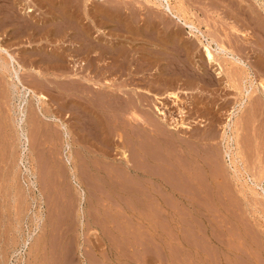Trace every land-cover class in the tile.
I'll return each mask as SVG.
<instances>
[{
    "label": "rangeland",
    "instance_id": "obj_1",
    "mask_svg": "<svg viewBox=\"0 0 264 264\" xmlns=\"http://www.w3.org/2000/svg\"><path fill=\"white\" fill-rule=\"evenodd\" d=\"M170 1L175 7L178 6L177 8L182 11L184 16L190 20L193 19L195 24L209 37H218L215 38L217 41L221 40L229 49L234 50V53L245 59L252 75L245 77V79L240 77L241 79H236L235 83H241L244 87L249 86L248 88L253 92L256 89V84H251V82H257L261 79L264 81V19H262L264 7L259 8V12H255L252 8V3L255 0H241V2H239L240 0ZM138 2L137 5L135 0H74L73 3L75 4H69V0H0V38H2V43L11 53L16 54L17 60L24 66V69L21 70L23 83L31 88L40 89L42 87V92L47 96L46 103L43 105L49 107L67 124L71 131L70 139L73 140L71 152L74 158L71 160L72 163L68 160L69 147L65 145L64 137L56 130L59 128V131H62V129L54 121L49 123L51 127L55 126L52 128L59 133L61 138L50 144L37 132H31L32 136L30 135L28 146L32 151L27 150L20 128L10 120L12 109L19 103L18 96L12 91L8 73L6 74V71L0 68V104L2 103L0 114L5 116L3 117L7 123L0 129V264H264V171H262L264 170V95L261 91H254L258 110L254 119L250 120L248 117L243 129L240 130L242 133L238 137L240 144H237L232 131L229 132L233 136V139L230 140L231 148L237 152L235 163H231L230 156L224 154L227 140L224 141L222 131L224 129L223 124L227 122V114L234 101L236 89L230 90L225 84V78H220L221 80L216 78V67H214L216 65L208 63V66L198 42H195L196 46L189 47L191 39L187 37V27L178 21L175 25V19L163 12V9L154 3H147L145 0H138ZM126 3L127 5H124ZM29 7L34 10L28 12ZM113 10L114 12H112ZM156 11L160 18H156ZM239 12L240 14H238ZM56 15H60V17ZM236 15L238 16L236 17ZM164 16L171 20L167 21ZM54 17L57 18V21L53 20ZM158 20L159 23H157ZM78 23L79 25H77ZM234 23L236 26L233 25ZM171 24L176 27L171 26ZM164 25L174 28L169 29ZM135 26L138 27L139 31ZM77 27L82 30L84 36H88L89 40L84 38V43L80 40L83 34L77 30ZM86 27L87 29H85ZM233 27L235 29L238 27L241 32L244 30L243 35L246 37L236 35V30ZM151 29L155 35H152ZM76 30L80 35L77 34ZM145 30L147 31L145 32ZM161 30L163 31L161 32ZM55 32L57 36L53 34ZM174 32L175 34L172 35ZM73 33L78 37L74 36ZM72 36L73 38H71ZM160 36L162 38H158ZM174 37L178 39L176 40ZM70 38L71 41L75 42H71ZM138 44H141V47H146L139 48ZM80 45L82 48H79ZM118 45L120 47L125 46L127 53L123 47L119 51ZM172 45L175 46V49ZM103 46L110 47L106 56L101 53ZM170 46L172 49H168L171 48ZM87 47L89 48L86 49ZM133 47L135 48L133 49ZM214 47H216L215 43ZM130 48L132 49L130 50ZM80 49L88 50V55L85 53L86 51L82 52L83 50ZM112 49L114 52L111 51ZM116 49L118 50L116 51ZM154 49L160 50L157 53V50ZM112 52L113 56L110 54ZM166 52L170 53V56ZM83 53L85 54L83 55ZM118 53L119 55L125 53L126 55L123 56L128 58H125L128 62L119 55L118 61L115 58ZM172 54L174 55L172 56ZM142 55L149 57L140 58ZM3 56L6 57L7 55L3 54ZM70 56H76L78 62L81 61L85 63V67L87 66L86 68H79L80 72L83 68V73H90L89 75L94 76L93 78L96 77L95 79L112 80L111 83L115 84L116 87L114 88L117 92L120 89L122 90L120 93H123L124 89L126 93L129 91V94L123 93L126 100L123 98L119 100L118 96L114 95L117 92L113 90L111 93L113 95L107 96L108 100L109 97H112L110 101L108 102L106 99V102H102L103 99L100 100L99 94H97L98 98L94 97L90 88L81 85V87L79 86L80 93H78L82 95L81 98H78L77 95L74 96L75 99H78V104L75 107L68 104L66 100L69 97H67L69 83L67 84V80L59 78L63 73L66 74L68 70H71L73 63L76 62ZM136 56L140 57L137 58ZM59 57L60 60H58ZM102 57L104 58L103 61ZM217 57L220 62L223 61L225 68L228 70L230 68L232 71L236 70V65L228 61L225 55L218 54ZM56 59L59 62H65L64 64L62 62L63 67ZM174 61L179 66L175 67ZM177 63L176 65H178ZM65 64L67 67L69 66L67 71L62 70L66 67ZM32 66L38 68L41 73L43 72L42 80L35 71L31 70L30 67ZM184 70L189 72L186 76ZM209 71L214 74H210ZM203 73L205 74L203 75ZM33 76L39 80H35ZM198 76L205 84L200 83ZM181 79L182 81H180ZM44 80L46 81L45 86L43 82H40ZM58 80V84L60 83L61 86L67 84V86H63V88H67L66 90L58 87L56 83ZM171 81L173 84L170 83ZM188 81L193 83H189V85ZM195 84L196 86H194ZM86 88L90 89L87 91V93L90 91V96H92L89 97L90 99L85 96L87 94L85 93ZM179 89L187 90L186 93L180 92V96L183 101L182 106L186 110L185 120L191 125V128H187L184 132L176 135H163V138L159 139L150 128L142 127L144 124L136 127L137 123L141 122L137 119V115L134 117L133 114L135 113L142 116L147 113L148 115L145 114L147 116L144 118L149 124H153L155 121L156 124H161L163 128L165 125L167 126L160 115L154 111L155 94L159 96L164 94L163 102L166 104L170 116L168 122L174 121V117L179 115L178 105L174 97L168 95V92L179 91ZM138 90L145 91L147 94L138 92ZM231 91L234 92L231 93ZM59 95H62V98L60 97L62 101L57 99ZM83 96L84 98H82ZM133 96L134 99H132ZM64 97L66 99H63ZM93 97L104 104L100 101L98 104L97 100L92 99ZM117 98L118 102L125 101L127 110L116 107ZM140 98L141 101L143 99L145 101L141 102ZM82 99L83 101H81ZM54 100L58 101L55 102ZM93 100L95 103L97 102V107L94 106ZM29 102V109H32V106L35 108L34 105L39 103L37 98L31 95ZM68 107L70 108L68 109ZM95 107L97 113L99 112L97 117L94 113ZM130 108L135 113L132 114L129 111ZM73 109H78L79 111L76 110V112L78 111L77 113H80L81 117L83 112L86 114L84 113L83 117L80 118L77 113L74 114L75 110ZM115 111L117 116L123 113L125 118L122 116V118L116 119ZM124 112L129 114L126 115ZM106 113H108L107 117ZM66 114L68 115L66 116ZM85 117L87 118L84 120ZM77 119L80 120L77 122ZM136 120H138L137 123ZM80 126L81 128L84 127L81 129ZM152 126L154 127V125ZM85 128H89L91 131H86ZM167 128L168 126L165 129ZM80 129L83 132H80ZM139 129L141 132L146 130L147 133L142 132L140 134ZM216 132L217 135L214 137L213 134ZM196 133L199 134L196 135ZM203 133H207V135L201 136ZM91 134H94L95 138H92ZM97 134L98 136H96ZM137 134L140 135L137 136ZM132 135L140 139L139 147H143L141 150L138 147L139 143H136L134 139L131 140V138H135ZM127 136L129 137L127 138ZM181 136L186 140V150H181L182 146L178 142ZM155 138L158 139L159 143ZM125 143L126 146L124 147L123 144L125 145ZM131 144L133 147L138 144L135 145V148L132 147L135 151L131 149ZM179 146L181 148L177 149ZM121 148L127 149L130 162L126 163L121 158ZM136 148L139 149L138 152ZM194 148L195 151H193ZM175 150H179L177 154L174 153ZM174 155L175 157H173ZM153 156L155 157L152 158ZM207 156L208 158H206ZM166 157L168 159L164 160ZM179 157L183 159L180 160ZM204 157L209 165L205 164L207 162L204 161ZM214 166L222 170L217 168L218 171L221 170L218 173L215 167V171L212 172ZM258 167L260 168L258 169ZM222 175H224V179ZM254 177L260 183L255 189L258 193L251 189L254 187L251 178ZM228 180L229 182H227Z\"/></svg>",
    "mask_w": 264,
    "mask_h": 264
},
{
    "label": "bare ground",
    "instance_id": "obj_2",
    "mask_svg": "<svg viewBox=\"0 0 264 264\" xmlns=\"http://www.w3.org/2000/svg\"><path fill=\"white\" fill-rule=\"evenodd\" d=\"M14 1V0H13ZM83 1V0H82ZM97 1V0H96ZM119 1V0H118ZM120 1H122V0H120ZM125 1V0H124ZM147 3L148 2H151V3H154L156 6H158V7H160V9H163V12H165L166 14H168L169 16H171V18H173V19H175V22L176 21H178L180 24H182L184 27H187V37L189 38V39H191V41H190V48L191 47H194V46H196V43L198 42L199 44H200V50H201V52H202V55H203V58L205 59V61L207 62V64L209 63L210 65L211 64H215L216 66H214V67H216L215 68V72H216V75H217V77L216 76H213V77H216L217 79L219 78V80H221L222 78L224 79L225 78V84H226V86L227 87H229V89L230 90H232V88H234V89H236V95H234V97H233V102H232V104H231V106H230V108H229V111H228V114H227V122L225 123V124H223V126H224V129H223V131H222V137H223V139H224V141L225 140H227V145H226V149L224 150V154H225V156H230V160H231V163H235V159H237V152H234L233 151V149L231 148V144H230V140L231 139H233V136H231V134H229V132L230 131H232V133L234 134V136L236 137V142H237V144H240V142L238 141V137H239V135H241L242 133L240 132V130L241 129H243V127H244V124L246 123V119H248V117H250V120H253L254 119V117H255V114H256V111L258 110V105H257V101L255 100V96H254V91H261L262 92V95H264V81L261 79L260 81H258L257 79V82L256 81H252L251 82V84H256V89L252 92V90H250L248 87L249 86H247V87H244L243 86V84H238V83H235L236 82V79H239L240 77H242V79L244 78L245 79V77H249L250 75H252V73H251V71H250V68H249V66L245 63V59H242L240 56H239V54L237 55L236 53H234V50L232 51L231 49H229L221 40V42L219 41H217L216 39L218 38H214L213 36H208L198 25H196L195 24V22L193 21V19L192 20H190L189 18H187L186 16H184L183 15V13H182V11L179 9V8H177V7H175V5H173V3H171V1L170 0H145ZM225 1V0H224ZM250 1V0H249ZM45 2V1H44ZM74 2V0H69V4L70 3H73ZM80 2V1H79ZM115 2V1H114ZM135 2L137 3L138 2V0H135ZM173 2V1H172ZM179 2V1H178ZM239 2H241V0L239 1ZM247 2V1H246ZM92 3V2H91ZM139 3V2H138ZM138 3H137V5H138ZM73 4H75V3H73ZM237 4H238V2H237ZM236 4V5H237ZM251 4V3H250ZM12 5V4H11ZM14 5V4H13ZM124 5H127V3L126 4H124ZM75 6V5H74ZM109 6H110V4H109ZM108 6V7H109ZM128 6H130L129 4H128ZM128 6H125V7H127L128 8ZM141 6V5H140ZM145 6V5H144ZM152 6V5H151ZM251 6V5H250ZM28 7V6H27ZM71 7V6H70ZM87 7V6H86ZM99 7V6H98ZM125 7H123V8H125ZM131 7V6H130ZM134 7H136V6H134ZM147 7V6H146ZM247 7V6H246ZM262 7H264V1H260V0H255V2L254 3H252V8H253V10L255 11V12H259L258 11V9L259 8H262ZM73 8V7H72ZM75 8V7H74ZM89 8V7H88ZM111 8V7H110ZM139 8V7H138ZM55 9V8H54ZM108 10L107 11H109V8H107ZM126 9V8H125ZM237 9V8H236ZM34 9L33 8H31V7H29L28 8V12H32ZM75 10V9H74ZM73 10V11H74ZM85 10V9H84ZM88 10V9H87ZM99 10H103V9H99ZM112 10V9H111ZM138 10H140V9H138ZM137 10V11H138ZM142 10V9H141ZM233 10H234V8H233ZM261 10V9H260ZM57 11V10H56ZM76 11V10H75ZM144 11V10H143ZM151 11V10H150ZM235 11V10H234ZM240 11V10H239ZM112 12H114V10L112 11ZM134 12V11H133ZM140 12V11H139ZM237 12V11H236ZM76 13V12H75ZM85 13V12H84ZM95 13V12H94ZM137 13V12H136ZM156 13V15H157V11L155 12ZM165 13H164V15H165ZM261 13V12H260ZM264 13V12H263ZM102 14V13H101ZM107 14H111V13H107ZM148 14V13H147ZM238 14H240V12L238 13ZM241 14H242V12H241ZM1 15V14H0ZM76 15H77V13H76ZM91 15V14H90ZM108 15V16H109ZM136 15V14H135ZM155 15V14H154ZM159 15V14H158ZM156 16V18H160V16ZM57 16V15H56ZM121 16V15H120ZM140 16V15H139ZM142 16V15H141ZM190 16V15H189ZM238 15H236V17H237ZM261 16V15H260ZM5 17V16H4ZM57 17H60V15L59 16H57ZM105 17V16H104ZM107 17V16H106ZM258 17V16H257ZM34 18V17H33ZM64 18V17H63ZM76 18H77V16H76ZM138 18V17H137ZM142 18V17H141ZM162 18V17H161ZM164 18H166L167 19V21H169V20H171V19H169L168 20V17H166V16H164ZM163 18V19H164ZM246 18V17H245ZM248 18V17H247ZM56 20L57 18L56 17H54L53 18V20ZM60 19V18H59ZM78 19H80V17H78ZM105 19H108V18H105ZM150 19V18H149ZM165 19V20H166ZM235 19V18H234ZM262 19H264V17L262 18ZM1 20V19H0ZM12 20V19H11ZM54 20V21H55ZM62 20V19H61ZM73 20V19H72ZM92 20H93V18H92ZM57 21V20H56ZM63 21V20H62ZM83 21V20H82ZM90 21V20H89ZM164 21V20H163ZM67 22V21H66ZM77 22V21H76ZM130 22V21H129ZM161 22V21H160ZM235 22V21H234ZM39 23V22H38ZM61 23V22H60ZM73 23V22H72ZM75 23V22H74ZM88 23V22H87ZM157 23H159V20H158V22ZM162 23H164V22H162ZM172 23H174V22H172ZM229 23V22H228ZM1 24V23H0ZM120 24V23H119ZM121 24H123V23H121ZM169 25H170V23H168ZM175 24V23H174ZM230 24H231V22H230ZM260 24V23H259ZM48 25V24H47ZM69 25H71V24H69ZM75 25H76V23H75ZM77 25H79V23L77 24ZM102 25V24H101ZM155 25V24H154ZM175 25H177V22H176V24ZM175 25H173V24H171V26H174V27H176ZM234 26H236L235 25V23L233 24ZM46 26V25H45ZM66 26V25H65ZM81 26H82V24H81ZM81 26H80V28H81ZM85 26V25H84ZM83 26V27H84ZM87 26V25H86ZM141 26V25H140ZM165 26V25H164ZM163 26V27H164ZM28 27V26H27ZM34 27H36V26H34ZM71 28H72V26H70ZM69 27V28H70ZM76 27V26H75ZM94 27V26H93ZM136 27V26H135ZM159 27H161V26H159ZM158 27V28H159ZM166 27V26H165ZM169 27V26H168ZM168 27H166V28H168ZM174 27H169V29H171V28H174ZM181 27V26H180ZM40 28V27H39ZM67 28V27H66ZM78 29L77 30H80V32L82 31L81 29H79V27H77ZM97 28V27H96ZM95 28V29H96ZM134 28V27H133ZM137 28V30H138V27H136ZM165 28V29H166ZM179 28V27H178ZM234 28V27H233ZM41 29V28H40ZM75 29V28H74ZM85 29H87V27L85 28ZM85 29H83V30H85ZM121 29V28H120ZM124 29V28H123ZM145 29V28H144ZM235 29V28H234ZM76 30V31H77ZM89 30V29H88ZM136 30V29H135ZM158 30V29H157ZM179 30V29H178ZM236 31V35H238V36H244L243 35V33L245 32L244 30H243V32H241V31H239V29H238V27H237V29H235ZM13 31V30H12ZM67 31V30H66ZM69 31V30H68ZM71 31V30H70ZM91 31V30H90ZM89 31V32H90ZM99 31V30H98ZM97 31V32H98ZM139 31V30H138ZM140 31H141V29H140ZM147 30H145V32H146ZM163 30H161V32H162ZM170 31V30H169ZM174 31V30H173ZM175 31H176V29H175ZM234 31V30H233ZM52 32V31H51ZM58 32V31H57ZM88 31L86 30V33H87ZM111 32V31H110ZM157 32H160V31H157ZM241 34H240V33ZM60 33H62V32H60ZM63 33H64V31H63ZM62 33V34H63ZM67 33V32H66ZM79 32L77 31V34H78ZM92 33V32H91ZM105 33V32H104ZM121 33V32H120ZM131 33V32H130ZM134 33V32H133ZM135 33H137V32H135ZM141 33V32H140ZM143 33V32H142ZM151 33H152V35L154 34L153 33V30L151 29ZM150 33V34H151ZM156 33V32H155ZM164 33V32H163ZM166 33H167V31H166ZM183 33V32H182ZM16 34H18V33H16ZM53 34H56V36H57V33L55 32V33H53ZM61 34V35H62ZM74 34V33H73ZM81 34H83L82 32H81ZM94 34V33H93ZM113 34V33H112ZM146 34V33H145ZM149 34V33H148ZM159 34V33H158ZM161 34V33H160ZM165 34V33H164ZM169 34H171V33H169ZM173 34H175V32L174 33H172V35ZM233 34H234V32H233ZM232 34V35H233ZM65 35V33L63 34V36ZM78 35H80V33L78 34ZM85 34H83V36H84ZM129 35V34H128ZM155 35V34H154ZM167 35V34H166ZM179 35V34H178ZM177 35V36H178ZM181 35V34H180ZM235 35V36H236ZM54 36V35H53ZM62 36V37H63ZM68 36V35H67ZM74 36H77L76 34H74ZM82 35H81V41H83V40H85L84 38H87L86 36H84L83 37ZM94 36V35H93ZM92 36V37H93ZM99 36H100V34H99ZM118 36H120V35H118ZM132 36V35H131ZM133 36H135L134 34H133ZM139 36V35H138ZM142 36V35H141ZM146 36V35H145ZM151 36V35H150ZM183 36V35H182ZM248 36V35H247ZM78 37V36H77ZM83 37V38H82ZM96 37V36H95ZM98 37V36H97ZM109 37V36H108ZM128 37V36H127ZM137 37V36H136ZM143 37V36H142ZM141 37V38H142ZM149 37V36H148ZM155 37V36H154ZM153 37V38H154ZM185 37V36H184ZM186 37V38H187ZM244 37H246V36H244ZM68 38H69V36H68ZM71 38H73V36L71 37ZM71 38H70V41H71ZM76 38V37H75ZM146 38H147V36H146ZM158 38H162V36H160V37H158ZM175 38V37H174ZM183 37H181V39H182ZM229 38H231V37H229ZM241 38H243V37H241ZM56 39V38H55ZM64 39V38H63ZM77 39V38H76ZM75 39V40H76ZM88 40H89V38H87ZM92 39V38H91ZM117 39V38H116ZM144 39V38H143ZM148 39V38H147ZM146 39V40H147ZM151 39V38H150ZM164 39V38H163ZM171 39V38H170ZM176 40L178 39V38H175ZM224 39V38H223ZM238 39V38H237ZM240 39V38H239ZM28 40V39H27ZM79 40V41H80ZM87 40V41H88ZM133 40V39H132ZM162 40V39H161ZM173 40V39H172ZM183 40V39H182ZM185 40V39H184ZM56 41V40H55ZM68 41V40H67ZM78 41V40H77ZM96 41V40H95ZM103 41V40H102ZM123 41V40H122ZM151 41V40H150ZM156 41V40H155ZM174 41V40H173ZM225 41V40H224ZM229 41V40H228ZM242 41V40H241ZM246 41V40H245ZM7 42V41H6ZM29 42V41H28ZM71 42H75V41H71ZM70 42V43H71ZM90 42V41H89ZM107 42V41H106ZM124 42V41H123ZM139 42V41H138ZM157 42V41H156ZM164 42V41H163ZM178 42V41H177ZM186 42H188V41H186ZM196 42V43H195ZM227 42V41H226ZM230 42L232 43V44H234V42H232L231 40H230ZM237 42V41H236ZM79 43V42H78ZM83 43H84V41H83ZM94 43V42H93ZM98 43V42H97ZM115 43V42H114ZM125 43V42H124ZM141 43V42H140ZM145 43V42H144ZM162 43V42H161ZM175 43V42H174ZM182 43H185V42H182ZM214 43L216 44V47H214ZM77 44V43H76ZM80 44V43H79ZM78 44V45H79ZM82 44V43H81ZM117 44V43H116ZM137 44V43H136ZM146 44V43H145ZM150 44V43H149ZM249 44V43H248ZM83 45H85V44H83ZM110 45H111V43H110ZM109 45V46H110ZM114 45V44H113ZM129 45V44H128ZM139 45V44H138ZM141 45V44H140ZM139 45V48L141 47ZM174 45H176V44H174ZM174 45H172V46H174ZM182 45V44H181ZM198 45V44H197ZM247 45V44H246ZM90 46V45H89ZM107 46V45H106ZM104 47L102 50H101V53H103L105 56L109 53V51H110V47L108 46V47ZM119 46V45H118ZM136 46V45H135ZM162 46H164V45H162ZM172 46H170L171 48H168V49H172ZM233 46V45H232ZM94 47H95V45H94ZM123 47V49H124V51L126 52V49H125V46H122ZM122 47H118L119 48V51H120V48H122ZM143 47H146V46H143ZM143 47H141V48H143ZM177 47H179L178 45H177ZM183 47V46H182ZM185 47V46H184ZM75 48V47H74ZM76 48H77V46H76ZM79 48H82L81 47V45L79 46ZM83 48H85L84 46H83ZM89 47H87L86 49H88ZM91 48V47H90ZM96 48V47H95ZM117 48V47H116ZM135 47H133V49H134ZM151 48V47H150ZM231 48V47H230ZM233 48V47H232ZM241 48V47H240ZM86 49H80V50H83L82 52H85L86 51ZM122 49V50H123ZM132 48H130V50H131ZM149 49V48H148ZM174 49H175V46H174ZM78 51H79V49H77ZM118 49H116V51H117ZM135 50H137V49H135ZM135 50H133V51H135ZM141 50V49H140ZM144 50V49H143ZM155 50V49H154ZM157 50V53H158V51L160 50H158V49H156ZM155 50V51H156ZM176 50H178V48H176ZM192 50V49H191ZM240 50H242V48L240 49ZM239 50V51H240ZM75 51V50H74ZM88 51V50H87ZM85 52L86 54L88 53V52ZM89 51H92V50H89ZM99 51V50H98ZM111 51H113V49L111 50ZM115 51V52H116ZM118 51V52H119ZM123 51V52H124ZM129 51V50H128ZM174 51V50H173ZM181 51V50H180ZM179 51V53H181ZM184 51V50H183ZM185 51H188V50H185ZM238 51V50H237ZM81 52V51H80ZM81 52V53H82ZM100 52V51H99ZM98 52V53H99ZM114 52V51H113ZM113 52L112 53H110V54H112V56H113ZM129 52H131V51H129ZM154 52V51H153ZM161 52V51H160ZM160 52H159V54H160ZM1 53H2V55H1ZM20 53V52H19ZM45 53V52H44ZM59 53V52H58ZM64 53H66V52H64ZM77 53H79V52H77ZM76 53V54H77ZM85 53H83V55L85 54ZM90 53V52H89ZM100 53V54H101ZM107 53V54H106ZM122 53V52H121ZM121 53H120V55H119V53L118 54H116L117 56L115 57L118 61H119V58H118V55L119 56H122V59L123 60H126L125 58H127L126 56H123V55H126L125 53L124 54H122L121 55ZM127 53V52H126ZM140 53V52H139ZM155 53V52H154ZM162 53V52H161ZM166 53H168V52H166ZM184 53V52H183ZM240 53V52H239ZM3 54H6L7 56L6 57H4L3 56ZM68 54V53H67ZM99 54V55H100ZM136 54H138V53H136ZM135 54V55H136ZM151 54H152V52H151ZM158 54V55H159ZM169 54V56H170V53H168ZM177 54H178V51H177ZM186 54V53H185ZM195 54V53H194ZM218 54H223V55H225L228 59V61H230L232 64H235L236 65V70L235 71H232V70H230V68H229V70L227 69V68H225L224 66H223V61H221L220 62V60H219V58L217 57V55ZM16 54H13V52L11 53V51H9V49L7 48V47H5V45H3V43H2V38H0V68L3 70V71H6L5 73L7 74L8 73V79H9V84L12 86V91L15 93V95H17L18 96V100H19V103L17 104V106L15 105L14 106V108L12 109L13 111H12V113H11V117H10V120H12V122H14V125L15 126H18L19 128H20V132H21V134L24 136V139H25V144L27 145V150L29 151H32L31 150V148L28 146L29 144H30V135L32 134L31 132H37L39 135H41V137H44L47 141H48V143H50V144H53V143H55L56 141H58V139L59 138H61V136H63L64 137V142H65V145L66 146H68L69 147V149H68V155H67V157H68V160H70V162L72 163V161L71 160H74V158H73V155H72V150H71V145H72V143H73V140H71L70 139V137H71V131H70V129L68 128V126H67V124L64 122V120L61 118V117H59V115H57L56 113H53L52 111H51V109L49 108V107H45L43 104H45L46 103V99H47V96L45 95V93L44 92H42V90H41V88H40V86H39V88L40 89H38V88H31V87H28V86H26L24 83H23V78L21 77V70L22 69H24L23 67V65L17 60V56H15ZM66 55V54H65ZM82 55V54H81ZM88 55V54H87ZM93 55H95V54H93ZM99 55H97V56H99ZM102 55V54H101ZM104 55H103V57H104ZM115 55V54H114ZM140 55H141V53H140ZM147 55V54H146ZM154 55H156V54H154ZM174 54H172V56H173ZM187 55V54H186ZM46 56H47V54H46ZM51 56V55H50ZM68 56V55H67ZM77 56V55H76ZM76 56H74V57H72V56H70V58L72 57V60L73 59H78V58H76ZM96 56V55H95ZM108 56H110V55H108ZM130 56V55H129ZM166 56V55H165ZM188 56V55H187ZM33 57V56H32ZM102 57V61H103V58ZM111 57V56H110ZM135 57V56H134ZM137 57V56H136ZM138 57H140V56H138ZM137 57V58H138ZM142 57H144V55H142L140 58H142ZM146 58L147 57H149V56H145ZM145 57L143 58V59H145ZM176 57V56H175ZM192 57V56H191ZM195 57V56H194ZM63 58V57H62ZM114 58V59H115ZM121 58V57H120ZM132 58H133V56H132ZM136 58V59H137ZM155 58H157V57H155ZM154 58V59H155ZM172 58V57H171ZM180 58H184V57H180ZM186 58V57H185ZM184 58V59H185ZM263 58V57H262ZM33 59V58H32ZM58 59V58H57ZM56 59V60H57ZM111 59H113V58H111ZM128 59V58H127ZM150 60H151V58H149ZM148 59V60H149ZM174 59V58H173ZM190 59H192V58H190ZM47 60V59H46ZM58 60H60V57H59V59ZM57 60V62H59ZM147 60V59H146ZM198 60H200V59H198ZM42 61V60H41ZM40 61V62H41ZM51 61V60H50ZM107 61V60H106ZM127 62H128V60H126ZM134 61V60H133ZM144 61V60H143ZM156 61V60H155ZM166 61V60H165ZM175 61H176V59H175ZM175 61H174V63H175ZM178 61V60H177ZM179 61H180V59H179ZM178 61V63L179 64H181L180 62ZM197 61V60H196ZM63 62V64L65 63L64 61H62ZM62 62H59V63H61L60 65L62 66ZM74 62V61H73ZM88 62V61H87ZM117 62V61H116ZM137 62V61H136ZM200 62H202V61H200ZM34 63V62H33ZM59 63H57V64H59ZM110 63V62H109ZM138 63V62H137ZM173 63V62H172ZM173 63V64H174ZM177 63V62H176ZM176 63H175V67L176 66H179V64L178 65H176ZM187 63V62H186ZM189 64H190V62H188ZM202 63H205V62H202ZM55 64V63H54ZM84 64L85 63H82L81 61H77L76 60V62L75 63H73V68L71 67L70 69L71 70H68L67 71V68H69V66L67 67V64H65V68L64 69H62V70H66L67 72H66V74H64L63 73V75H61L60 76V78L59 79H61V80H67V84L69 83V86L66 88L67 89V91H68V94H67V100H66V102H68V104H71V106H76L77 104H78V99H75L74 98V96H78V98H81V96L82 95H79L78 93H80V90L81 89H79V86L81 87V85H83L84 87L85 86H87V88H90L91 89V93H92V95H94V97H99L97 94H99L100 95V100L101 99H103V101L102 102H106V99L108 100V97L107 96H111V95H113V94H111L112 92H113V90L114 91H116L115 90V88L114 87H116V86H114L112 83H111V81L112 80H110V79H103V81H101V80H99V79H95V78H93V77H91L88 73H83V68H82V71L80 72V69L79 68H81V67H85L84 66ZM156 64H157V62H156ZM171 64V63H170ZM182 64H184L183 62H182ZM209 64H208V66H209ZM225 64V63H224ZM32 65V64H31ZM56 65V64H55ZM108 65V64H107ZM111 65V64H110ZM162 65V64H161ZM196 65V64H195ZM234 65V66H235ZM90 66V65H89ZM106 66V65H105ZM117 66V65H116ZM120 66V65H119ZM184 66H185V64H184ZM207 66V65H206ZM63 67V66H62ZM87 67V66H86ZM85 67V68H86ZM108 67V66H107ZM106 67V68H107ZM123 67V66H122ZM172 67V66H171ZM186 67V66H185ZM198 67V66H197ZM213 67V66H212ZM31 68V70H33V71H35L36 72V74L39 76V77H41L42 76V73H41V71H39L38 70V68L36 69V68H34L33 66L32 67H30ZM57 68H60L59 66H57ZM90 68V67H89ZM94 68V67H93ZM124 68V67H123ZM173 68H174V66H173ZM181 68V67H180ZM187 68H188V66H187ZM202 68V67H201ZM40 69V68H39ZM105 69V68H104ZM108 69V68H107ZM206 69V68H205ZM208 69V68H207ZM59 70V69H58ZM87 70V69H86ZM125 70V69H124ZM189 70V69H188ZM188 70L187 71H185L186 72V74H185V76L189 73L188 72ZM209 70H210V68H209ZM118 71V70H117ZM180 71V70H179ZM34 72V73H35ZM108 72V71H107ZM188 72V73H187ZM194 72V71H193ZM206 72V71H205ZM99 73V72H98ZM121 73V72H120ZM177 73H180V72H177ZM176 73V74H177ZM181 73H182V70H181ZM180 73V74H181ZM197 73V72H196ZM209 73L211 74L212 73V71H209ZM97 74V73H96ZM103 74V73H102ZM148 74V73H147ZM175 74V73H174ZM192 75H193V73H191ZM205 73H203V75H204ZM206 74H208V73H206ZM214 73H212V75H213ZM31 75H33V74H31ZM136 75V74H135ZM182 75V74H181ZM184 75V74H183ZM202 75V76H203ZM7 76V75H6ZM34 76H36V75H34ZM33 76V77H34ZM46 76V75H45ZM139 76V75H138ZM195 76V75H194ZM32 77V76H31ZM42 77H44V75L42 76ZM42 77L40 78V80H42ZM56 77V76H55ZM133 77V76H132ZM140 77V76H139ZM176 77V76H175ZM182 77V76H181ZM180 77V78H181ZM199 77V76H198ZM204 77V76H203ZM203 77H202V79H203ZM221 78V79H220ZM251 78V77H250ZM257 78V77H256ZM34 79L35 80H39L37 77H34ZM44 79V78H43ZM55 79V78H54ZM173 79H175V78H173ZM184 79V78H183ZM190 79V78H189ZM212 79V78H211ZM241 79V78H240ZM46 80V79H45ZM44 80V81H45ZM48 80H50L49 78H48ZM57 80V79H56ZM125 80V79H124ZM141 80V79H140ZM171 80V79H170ZM178 80V79H177ZM218 80V81H219ZM255 80V79H254ZM7 81V80H6ZM44 81H40V82H43L44 83V86H45V83H46V81L44 82ZM51 81V80H50ZM180 81H182V79L180 80ZM184 81H185V79H184ZM199 81H200V83L202 84V80L200 79V77H199ZM205 81V80H204ZM39 82V83H40ZM54 82H56V81H54ZM58 82H59V80L56 82L57 83V85H58V87L60 86V88L62 87L63 88V86L64 85H62L61 86V84L59 83L58 84ZM130 82V81H129ZM156 82V81H155ZM167 82V81H166ZM177 82V81H176ZM242 82V81H241ZM246 82V81H245ZM249 82V81H248ZM62 83V82H61ZM63 83H64V81H63ZM132 83V82H131ZM142 83H144L143 81H142ZM170 83H172V81L170 82ZM190 83V81H188V84ZM191 83H193V82H191ZM190 83V84H191ZM204 83V82H203ZM218 83V82H217ZM220 83V82H219ZM40 84H42V83H40ZM64 84H66V83H64ZM67 84L65 85V86H67ZM173 84V83H172ZM172 84H170V85H172ZM183 84H184V82H183ZM189 84V85H190ZM205 84V83H204ZM222 84V83H221ZM250 84V85H251ZM175 85H177L176 83H175ZM181 85V84H180ZM247 85V84H246ZM53 86V85H52ZM64 86V87H65ZM158 86V85H157ZM194 86H196V84L194 85ZM219 86V85H218ZM179 87V86H178ZM202 87V86H201ZM200 87V88H201ZM206 87V86H205ZM252 87V86H251ZM86 88V89H87ZM188 88V87H187ZM193 88V87H192ZM223 88H224V86H223ZM222 88V89H223ZM38 89V90H37ZM63 89H65V88H63ZM65 89V90H66ZM86 89H83V90H86ZM90 89H87L86 90V92L85 93H87V91L88 90H90ZM93 89V90H92ZM138 89V88H137ZM202 89V88H201ZM221 89V90H222ZM225 89H227V88H225ZM41 90V91H40ZM144 90V89H143ZM160 90V89H159ZM120 91H122L121 89H120ZM120 91L119 92H117L116 94H114V95H117L118 96V98H119V100H121L122 98L124 99V94L123 93H126V91H125V89H124V91H123V93L121 92L120 93ZM186 91L187 90H184V89H179V91H169L168 92V95H170V96H173L174 97V100L177 102V105H178V117H174V121H172V122H168V119H169V113H168V110H167V106H165L166 104H164V102H163V95L162 96H159V95H156L155 94V98H156V100H153V101H155L154 102V111H156L159 115H160V118L162 119V121L164 122V123H166L167 124V126H168V128L167 129H165L167 126L165 125V127L163 128L162 126H161V124H156V122L155 121H153L154 123L153 124H149V122L147 121V119L146 118H144V117H146L148 114L147 113H145V114H147L146 116H145V114H144V116H142V115H140V114H136L135 112H133L132 110L133 109H131V110H129L132 114L133 113H135V114H133V115H135L134 117H137V119L139 120V122H141V123H137L138 122V120H136L135 122L137 123V125H136V127L137 126H140V124L142 125V124H144V126L142 125V127H148V128H150L155 134H156V136H158L159 137V139L160 138H163L162 136L164 135V136H167L168 134H171V135H176V134H178V133H180V132H184L187 128H191V125L185 120V116H186V110H185V107L184 106H182V97L180 96V92H184V93H186ZM226 91H228V90H226ZM7 92V91H6ZM82 93H84L83 91H81ZM129 91H127V93L126 94H129L128 93ZM138 92H141V93H146L145 91H140V90H138ZM138 92H136V93H138ZM221 92V91H220ZM234 92V91H233ZM232 91H231V93H233ZM14 93H13V95H14ZM60 93H62V92H60ZM64 93V92H63ZM89 93V94H88ZM85 96H87L88 98L90 97H92V96H90V91L88 92ZM65 94V93H64ZM139 94V93H138ZM147 94V93H146ZM223 93H221V95H222ZM227 94V93H226ZM235 94V93H234ZM12 95V96H13ZM14 95V96H15ZM32 96V97H36L37 98V101L39 102L37 105H34V106H36L35 108H33V106L31 107L32 109H29V96ZM58 95V94H57ZM66 95V94H65ZM97 95V96H96ZM106 95V96H105ZM224 96H225V94H223ZM260 95V94H259ZM80 96V97H79ZM137 96H139V95H137ZM148 96V95H147ZM146 96V97H147ZM150 96V95H149ZM246 96V97H245ZM60 97L62 98V95H59V98L57 97V99H60ZM87 97H85V98H87ZM92 98V99H95V100H97V102L98 101H100V100H98V99H96V98ZM103 97V98H102ZM107 97V98H106ZM126 97V96H125ZM140 97V96H139ZM153 97V96H152ZM167 97V96H166ZM82 98H84V96L82 97ZM89 98V99H90ZM110 99L112 98V97H109ZM116 98V97H115ZM118 98H117V100H116V102H117V106L116 107H120L121 109H126L127 107V105H125L126 103H125V101H119L118 102ZM144 99H145V97H143ZM142 98V99H143ZM155 98H152V99H155ZM16 99V98H15ZM14 99V100H15ZM63 99H66L65 97L63 98ZM91 99V100H92ZM110 99L108 100V102L110 101ZM132 99H134V96H133V98ZM143 99V100H144ZM177 99V100H176ZM225 99V98H224ZM261 99V98H260ZM259 99V100H260ZM17 100V99H16ZM88 100V99H87ZM95 100H93V103L95 104H93L94 106H96V103H95ZM124 100H126V99H124ZM136 100V99H135ZM142 100V101H143ZM150 100V99H149ZM263 100V99H262ZM55 101V100H54ZM58 101V100H57ZM57 101H55V102H57ZM59 101H62L61 99L59 100ZM81 101H83V99L81 100ZM113 101L115 102V100H114V97H113ZM132 101V100H131ZM140 101H141V98H140ZM141 101V102H142ZM145 101V100H144ZM225 101V100H224ZM229 101V100H228ZM28 102V103H27ZM84 102H85V100H84ZM86 102H88L89 103V101H86ZM101 102V101H100ZM101 102V103H102ZM124 102V103H123ZM127 102V101H126ZM133 102V101H132ZM136 102V101H135ZM63 103V102H62ZM82 103V102H81ZM87 103V104H88ZM128 103V102H127ZM231 103V102H230ZM2 104V103H1ZM0 104V105H1ZM7 104V103H6ZM98 104H99V102H98ZM102 104H104V103H102ZM107 104V103H106ZM109 105H110V103H108ZM111 104H112V102H111ZM116 104V103H115ZM129 104V103H128ZM133 104H135V103H133ZM136 104H137V102H136ZM142 104V103H141ZM147 105H148V103H146ZM261 104H262V102H261ZM33 105V104H32ZM57 105H58V103H57ZM109 105H106V106H109ZM114 105V104H113ZM224 105V104H223ZM70 106V107H71ZM85 106V105H84ZM88 106V105H87ZM104 107L103 108H105V105H103ZM111 106V105H110ZM109 106V107H110ZM131 106V105H130ZM136 106V105H135ZM138 106V105H137ZM215 106V105H214ZM70 107H68V109L70 108ZM73 107V108H74ZM78 107V106H77ZM86 107V106H85ZM89 107V106H88ZM97 107V106H96ZM96 107H95V109H94V113H95V117H97V115H99L98 113H97V110H96ZM99 107H100V105H99ZM108 107V108H109ZM126 107V108H125ZM139 107V106H138ZM137 107V108H138ZM262 107V106H261ZM63 108V107H62ZM80 108V107H79ZM93 108V107H92ZM102 108V107H101ZM113 108H114V106H113ZM113 108H110L111 110L113 109ZM120 108H117V110H119ZM140 108V107H139ZM138 108V109H139ZM64 109V108H63ZM63 109H61L62 111H64ZM107 109V108H106ZM116 109V108H115ZM120 109V110H121ZM225 109V108H224ZM224 109H223V111H224ZM58 110H60V109H58ZM60 110V111H61ZM71 110H72V107H71ZM70 110V111H71ZM73 110H75V113L74 114H76L79 110L78 109H73ZM76 110H78L77 112H76ZM81 110V109H80ZM99 110V109H98ZM119 110V111H120ZM127 110V109H126ZM146 110V109H145ZM145 110H144V112H145ZM210 110V109H209ZM227 110V109H226ZM55 111V110H54ZM67 111V110H66ZM109 111V110H108ZM122 112H123V110H121ZM214 111V110H213ZM217 111V110H216ZM80 112H82V111H80ZM136 112H137V109H136ZM148 112V111H147ZM211 112V111H210ZM259 112V111H258ZM9 113V112H8ZM7 113V114H8ZM85 112H83L82 113V117H83V114H84ZM97 113V114H96ZM125 113V112H124ZM138 113V112H137ZM141 113V112H140ZM143 113V112H142ZM141 113V114H142ZM149 113V112H148ZM219 113V112H218ZM60 114V113H59ZM70 114H71V112H70ZM73 114V113H72ZM78 114V113H77ZM86 114V113H85ZM115 114H116V116H117V112L115 111V113H114V116H115ZM118 114H120V113H118ZM123 113H121L119 116H117V118H116V116H115V118L116 119H120V118H122V116H124V115H122ZM126 115L127 114H129L128 112H126L125 113ZM258 114V113H257ZM68 114H66V116H67ZM79 116H80V113L78 114ZM90 115V114H89ZM107 115H108V113H106V117H107ZM137 115V116H136ZM4 115H1L0 114V129H1V126H6L7 125V123H6V119L3 117ZM70 116V115H69ZM87 116H88V114H87ZM102 116V115H101ZM151 116V115H150ZM150 116H149V120H150ZM218 116V115H217ZM71 117H73V116H71ZM81 116H80V118H82ZM89 117V116H88ZM91 117V116H90ZM98 117H100V116H98ZM66 118H68V117H66ZM87 117H85L84 118V120L86 119ZM101 118V117H100ZM103 118V117H102ZM123 118H125V116L123 117ZM130 118V117H129ZM132 118V117H131ZM152 118V117H151ZM216 118V117H215ZM136 119V118H135ZM78 120H80V119H77V122H78ZM84 120H83V122H84ZM88 120V119H87ZM86 120V121H87ZM122 121H123V119H121ZM133 120V119H132ZM154 120V119H153ZM48 121V122H47ZM50 121H54V123L56 122L57 123V125H58V127H60L61 129H62V131L60 130L59 131V128L58 129H56V130H58V132L60 133V135L61 136H59V133L57 132V131H55L53 128L55 127H51V124L49 123ZM85 121V122H86ZM89 121V120H88ZM87 121V122H88ZM94 121H95V119H94ZM101 121H103V120H101ZM120 121V120H119ZM122 121H120V122H122ZM129 121V120H128ZM82 122V121H81ZM82 122V123H83ZM116 122V121H115ZM115 122H114V124H115ZM119 122V123H120ZM130 122V121H129ZM134 122V123H135ZM248 122H249V120H248ZM48 123V124H47ZM89 123V122H88ZM91 123V122H90ZM161 123V122H160ZM251 123V122H250ZM114 124H112V125H114ZM122 124V123H121ZM124 124V123H123ZM139 124V125H138ZM85 125V124H84ZM89 125V124H88ZM116 125H117V122H116ZM130 125H132V124H130ZM152 125H154V127L152 126ZM81 126H82V124H81ZM81 126H80V128H81ZM90 126H93V125H91L90 124ZM95 127H97L96 125H94ZM135 126V125H134ZM17 127V128H18ZM84 127V126H83ZM82 127V128H83ZM119 127V126H118ZM122 127V126H121ZM124 127H125V124H124ZM136 127H133V128H135V129H137ZM18 128V129H19ZM81 128V129H82ZM92 128V127H91ZM113 128V127H112ZM129 128V127H128ZM132 128V127H131ZM132 128V129H133ZM140 128V127H139ZM216 128V127H215ZM80 129V130H81ZM121 129V128H120ZM125 129V128H124ZM146 129V128H145ZM247 129H249V128H247ZM3 130V129H2ZM85 130L86 131H88L89 130V128L88 129H86L85 128ZM140 131H139V133L141 132V129H139ZM147 130V129H146ZM146 130L145 131H143L142 130V132H145V133H147L146 132ZM256 130V129H255ZM74 131V130H73ZM79 131V130H78ZM89 131H91V130H89ZM98 131V130H97ZM126 131V130H125ZM129 131V130H128ZM131 131H133V130H131ZM135 131V130H134ZM133 131V132H134ZM137 131V130H136ZM197 131V130H196ZM201 131V130H200ZM200 131H198L199 133H201ZM19 132V133H20ZM80 132H83V130H81ZM96 132V131H95ZM105 132V131H104ZM142 132L140 133V134H142ZM192 132V131H191ZM207 132H209V133H211L210 131H207ZM6 133V132H5ZM18 133V132H17ZM31 133V134H30ZM33 133V134H34ZM89 134L91 133V132H88ZM87 133V134H88ZM93 133V132H92ZM97 133H99V132H97ZM121 133H123V132H121ZM128 133V132H127ZM137 133H138V131H137ZM144 133V134H145ZM198 133V134H199ZM219 133V132H218ZM20 134V135H21ZM83 134V133H82ZM86 134V135H87ZM103 134V133H102ZM101 134V135H102ZM132 134V133H131ZM130 134V135H131ZM139 134V135H140ZM194 134V133H193ZM197 133H196V135H198ZM205 134V135H204ZM21 135V136H22ZM138 134H137V136H139ZM153 135V134H152ZM196 135H195V137H196ZM207 135V133H203V135H201V136H206ZM211 135V137H212V134H210ZM214 135V137H216L215 135H217V132L216 133H214L213 134ZM250 135V134H249ZM22 136V137H23ZM32 136V135H31ZM90 136V135H89ZM91 136H92V138L94 137L95 138V136H94V134L92 135L91 134ZM96 136H98V134L96 135ZM121 136H123V135H121ZM120 136V137H121ZM125 136V135H124ZM132 136H134V135H132ZM137 136H134L135 138H131V136H130V138H131V140L132 139H134V141L136 142V143H139L140 142V139H138L137 138ZM144 136V135H143ZM147 136V135H146ZM154 136V135H153ZM170 136V135H169ZM243 136H244V134H243ZM100 137V136H99ZM99 137H98V139H99ZM129 136H127V138H128ZM141 137V136H140ZM150 137V136H149ZM157 137V138H158ZM208 137H210V136H208ZM119 138V137H118ZM137 138V139H136ZM152 138V137H151ZM154 138V137H153ZM150 139V138H149ZM165 139H166V137H165ZM169 139V138H168ZM222 139V138H221ZM101 140V139H100ZM122 140H123V137H122ZM124 140H126L127 141V139H125L124 138ZM155 140H156V138H155ZM164 140V139H163ZM162 140V141H163ZM192 140V139H191ZM201 140V139H200ZM78 141V140H77ZM102 141V140H101ZM130 141V140H129ZM133 141V140H132ZM150 141V140H149ZM157 141V143H159V141H158V139L156 140ZM161 141V140H160ZM165 141V140H164ZM186 140H185V138H183L182 136L178 139V142L180 143V145L182 146V149L181 150H186L187 149V147H186V142H185ZM193 141V140H192ZM96 142V141H95ZM97 142H99L98 140H97ZM131 142V141H130ZM147 142V141H146ZM104 143V142H103ZM123 143H124V141H123ZM194 143V142H193ZM198 143V142H197ZM24 144V143H23ZM93 144H95V143H93ZM105 144V143H104ZM128 144H129V142H128ZM133 144H134V142H133ZM133 144H131V149L133 150V151H135V149H133V148H135V145H138V144H135L134 145V147L132 146ZM152 144V143H151ZM200 144V143H199ZM103 145V144H102ZM203 145V144H202ZM25 146V145H24ZM54 146V145H53ZM105 146H107V145H105ZM123 146L125 147L126 146V143H125V145L123 144ZM128 146V145H127ZM140 146V143H139V145H138V147ZM147 146V145H146ZM181 146H179V147H177V149L179 148H181ZM235 146V145H234ZM133 147V148H132ZM165 147V146H164ZM24 148V147H23ZM140 148V150L143 148H141V147H139ZM174 148V147H173ZM191 148V147H190ZM189 148V149H190ZM150 149V148H149ZM152 149V148H151ZM169 149H170V147H169ZM188 149V150H189ZM192 149H193V147H192ZM236 149V148H235ZM244 149V148H243ZM121 150H122V159L127 163V162H130V158H129V153L125 150V148H121ZM137 150H139V149H137L136 148V151ZM144 150V149H143ZM171 150H173V149H171ZM246 150V149H245ZM258 150V149H257ZM176 151V150H175ZM179 151V150H178ZM178 151H176V152H174V153H176L177 154V152ZM193 151H195V148H194V150ZM138 152V151H137ZM218 152V151H217ZM29 153H31V152H29ZM170 153H172V152H170ZM169 153V154H170ZM208 153V152H207ZM2 154V153H1ZM136 154V153H135ZM184 154V152L182 151V155ZM191 154V153H190ZM198 154V153H197ZM213 154H214V151H213ZM219 154V153H218ZM142 155V154H141ZM151 155V154H150ZM201 156H204V155H202V154H200ZM215 155V154H214ZM146 156V155H145ZM161 156H163V155H161ZM180 156V155H179ZM184 156V155H183ZM134 157V156H133ZM132 157V158H133ZM144 157V156H143ZM151 157V156H150ZM149 157V158H150ZM155 156H153L152 158H154ZM173 157H175V155L173 156ZM178 157V156H177ZM222 157V156H221ZM221 157H220V159H221ZM96 158H97V156H96ZM180 158V157H179ZM179 158H177V159H179ZM203 158V157H202ZM206 158H208V156L206 157ZM205 157H204V161L205 162H207L205 159H206ZM212 158V157H211ZM210 158V159H211ZM225 158V157H224ZM241 158V157H240ZM240 158H238V159H240ZM121 159V160H122ZM136 159V158H135ZM145 159V158H144ZM168 158L166 157V159H164V160H167ZM181 159H183V158H180V160ZM214 159H215V157H214ZM171 160V159H170ZM209 160V159H208ZM212 160H213V158H212ZM151 161V160H150ZM169 161V160H168ZM167 161V162H168ZM172 161V160H171ZM184 161V160H183ZM119 162V161H118ZM136 162V161H135ZM134 162V163H135ZM170 162V161H169ZM193 162V161H192ZM216 163H217V165H219V163L217 162V161H215ZM238 162V161H237ZM243 162V161H242ZM132 163V162H131ZM143 163V162H142ZM151 163H152V161H151ZM171 163V162H170ZM174 163V162H173ZM239 163V162H238ZM137 164V163H136ZM149 164H150V162H149ZM157 164V163H156ZM172 164V163H171ZM184 164V163H183ZM206 165H209V163L207 162V163H205ZM214 164V163H213ZM241 164V163H240ZM107 165V164H106ZM162 165V164H161ZM215 165V164H214ZM231 165V164H230ZM88 166V165H87ZM154 166H156L155 164H154ZM229 166V165H228ZM139 167H140V165H139ZM215 167L216 166H214V170H212V172L213 171H215ZM263 167V166H262ZM73 168V167H72ZM136 168H138V167H136ZM176 168H177V166H176ZM221 169V168H219V167H216V169ZM223 168V167H222ZM229 168H231L230 166H229ZM260 167H258V169H259ZM86 169V168H85ZM116 169V168H115ZM139 169H141V168H139ZM149 169V168H148ZM218 169H217V171H218ZM162 170V169H161ZM185 170V169H184ZM222 170V169H221ZM221 170H219V171H221ZM233 170V169H232ZM108 171V170H107ZM147 171V170H146ZM187 171V170H186ZM219 171H218V173H219ZM262 171H264V170H262ZM123 172V171H122ZM75 173V172H74ZM216 173V172H215ZM224 173V172H223ZM236 173H240V172H236ZM247 173V172H246ZM73 174V173H72ZM186 174H187V172H186ZM217 174V173H216ZM215 174V175H216ZM220 174H221V172H220ZM248 174V173H247ZM75 175V174H74ZM132 175V174H131ZM159 175V174H158ZM236 175V174H235ZM242 175H243V173H242ZM221 176V175H220ZM183 177V176H182ZM217 177H218V174H217ZM224 177V175H222V178ZM89 178V177H88ZM221 178V177H220ZM247 178V177H246ZM78 179V178H77ZM105 179V178H104ZM144 179V178H143ZM224 179V178H223ZM243 179V178H242ZM220 180V179H219ZM222 180V179H221ZM251 180H252V185L254 186V187H252L251 189L252 190H254V191H256L255 189H256V186H259V184L260 183H258V179H256V177H254V178H251ZM238 181V180H237ZM247 181H248V178H247ZM263 181V180H262ZM39 182V181H38ZM227 182H229V180L227 181ZM249 182V181H248ZM93 183V182H92ZM234 183V182H233ZM238 183V182H237ZM217 184V183H216ZM232 184V183H231ZM244 184V183H243ZM94 186V185H93ZM225 186V185H224ZM230 190V189H229ZM234 193V192H233ZM256 193H258V191H256ZM182 195V194H181ZM242 195V194H241ZM246 195V194H245ZM243 196V195H242ZM153 204V203H152ZM54 254V253H53ZM63 261V260H62ZM57 262V261H56Z\"/></svg>",
    "mask_w": 264,
    "mask_h": 264
}]
</instances>
